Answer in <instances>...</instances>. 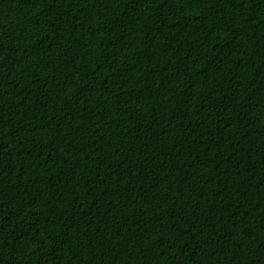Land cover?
I'll use <instances>...</instances> for the list:
<instances>
[{"label": "trees", "instance_id": "1", "mask_svg": "<svg viewBox=\"0 0 264 264\" xmlns=\"http://www.w3.org/2000/svg\"><path fill=\"white\" fill-rule=\"evenodd\" d=\"M0 264H264V0H0Z\"/></svg>", "mask_w": 264, "mask_h": 264}]
</instances>
